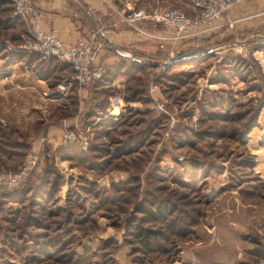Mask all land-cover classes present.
Segmentation results:
<instances>
[{
    "label": "rangeland",
    "instance_id": "1",
    "mask_svg": "<svg viewBox=\"0 0 264 264\" xmlns=\"http://www.w3.org/2000/svg\"><path fill=\"white\" fill-rule=\"evenodd\" d=\"M25 30L0 0V60L25 56L59 102L32 127L0 120V169L36 155L23 185L0 188V264L264 259V28L224 30L171 57H115L84 89L68 85L65 63L23 49ZM67 131L76 138L63 143Z\"/></svg>",
    "mask_w": 264,
    "mask_h": 264
},
{
    "label": "crops",
    "instance_id": "2",
    "mask_svg": "<svg viewBox=\"0 0 264 264\" xmlns=\"http://www.w3.org/2000/svg\"><path fill=\"white\" fill-rule=\"evenodd\" d=\"M25 1L38 9L41 27L56 28L57 35L63 43L80 39L104 43V48L96 50V61L106 65L115 58V51L111 49L110 44L118 50L152 57L158 52V40L149 37L147 33L159 35L172 33L171 28L150 18L135 19L129 24L124 17L131 10L151 12L184 6L189 12L190 8L189 0ZM223 20L229 25L223 26L213 35L222 36L225 31L249 33L264 28V0H242L227 10ZM188 43L190 42L180 41L175 46H186ZM240 45L242 43L236 46ZM166 46H170V43L166 42ZM26 59L22 56L9 60L7 64L0 60V120L32 127L38 112L57 110L59 101L53 96V91L48 89L45 80L22 66ZM66 67L70 68L67 65ZM56 131V128H49L47 134ZM261 169L264 172V167Z\"/></svg>",
    "mask_w": 264,
    "mask_h": 264
},
{
    "label": "built area",
    "instance_id": "3",
    "mask_svg": "<svg viewBox=\"0 0 264 264\" xmlns=\"http://www.w3.org/2000/svg\"><path fill=\"white\" fill-rule=\"evenodd\" d=\"M242 0H190L189 12L185 13L178 8H166L160 11L147 12L144 10H131L125 17V21L131 24L135 19L150 18L160 22L163 26L172 29L169 35L147 33L151 38L158 40L157 49L171 57L176 53L175 44L180 41L198 42L200 39L212 35L229 25L223 17L227 10ZM14 14L18 15L26 26L21 47L28 52L36 53L42 59L54 58L67 64L73 76L68 85L75 83L78 89H84L92 80L100 79L105 72V64L96 61V50L104 48V43H92L91 40L80 39L71 43H63L56 28L50 26L42 28L38 9L25 0H12ZM166 42L170 46H166ZM115 54L130 60H135L134 53L119 50ZM60 89L63 85L58 86ZM119 106V99L113 96L106 111L108 114ZM112 115V114H111ZM72 131H67L62 136L63 143L75 140ZM86 146L85 137L81 138V147ZM36 163V155H28L25 161L16 170L0 169V187L12 188L24 183ZM260 244L264 247V233L257 231ZM256 264H264V259H259Z\"/></svg>",
    "mask_w": 264,
    "mask_h": 264
},
{
    "label": "trees",
    "instance_id": "4",
    "mask_svg": "<svg viewBox=\"0 0 264 264\" xmlns=\"http://www.w3.org/2000/svg\"><path fill=\"white\" fill-rule=\"evenodd\" d=\"M113 53V52H112ZM114 56L116 57V58H119V56H117L115 53H114ZM122 62V64H124L125 62L124 61H121ZM62 63V62H61ZM67 65V64H66ZM68 66V65H67ZM107 70L108 69H106V67H105V72H104V74H103V76L100 78V79H98V80H92L91 82H90V84L92 85V84H94V83H98L99 81H101L102 79H103V77L107 74L108 75V72H107ZM71 72H72V70H71ZM1 169H3V168H1ZM24 183H22V185H23ZM0 188H6V187H0ZM141 212H146V213H148V215H153L154 213H151L150 211H145V210H143V211H141ZM135 228V235L137 236V237H139L140 239L141 238H147V234L150 232L149 230H146V229H142V228H140V227H134ZM144 240H146V239H144ZM263 247V246H262ZM263 250H264V247L262 248ZM260 255H264V253L263 252H261L260 253Z\"/></svg>",
    "mask_w": 264,
    "mask_h": 264
},
{
    "label": "water",
    "instance_id": "5",
    "mask_svg": "<svg viewBox=\"0 0 264 264\" xmlns=\"http://www.w3.org/2000/svg\"><path fill=\"white\" fill-rule=\"evenodd\" d=\"M257 41H259V42H264V39H258ZM245 42V40H241V41H238V42H231V43H227V46H230V45H232V46H234V45H238L239 43H244ZM110 47H111V49H113L116 53H120V51L116 48V47H114L113 45H111L110 44Z\"/></svg>",
    "mask_w": 264,
    "mask_h": 264
},
{
    "label": "bare ground",
    "instance_id": "6",
    "mask_svg": "<svg viewBox=\"0 0 264 264\" xmlns=\"http://www.w3.org/2000/svg\"><path fill=\"white\" fill-rule=\"evenodd\" d=\"M116 109V108H115ZM113 112V111H112Z\"/></svg>",
    "mask_w": 264,
    "mask_h": 264
}]
</instances>
